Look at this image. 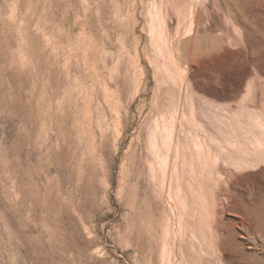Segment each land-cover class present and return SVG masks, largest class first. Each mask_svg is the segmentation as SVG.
I'll list each match as a JSON object with an SVG mask.
<instances>
[{"label":"rangeland","instance_id":"1","mask_svg":"<svg viewBox=\"0 0 264 264\" xmlns=\"http://www.w3.org/2000/svg\"><path fill=\"white\" fill-rule=\"evenodd\" d=\"M0 264H264V0H0Z\"/></svg>","mask_w":264,"mask_h":264}]
</instances>
